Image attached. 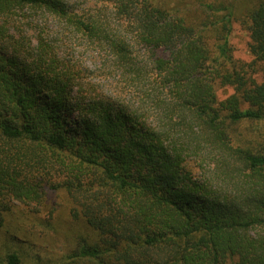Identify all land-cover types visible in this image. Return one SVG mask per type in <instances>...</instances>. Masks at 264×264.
Masks as SVG:
<instances>
[{"label": "trees", "instance_id": "1", "mask_svg": "<svg viewBox=\"0 0 264 264\" xmlns=\"http://www.w3.org/2000/svg\"><path fill=\"white\" fill-rule=\"evenodd\" d=\"M261 120L264 0H0V264H264Z\"/></svg>", "mask_w": 264, "mask_h": 264}, {"label": "rangeland", "instance_id": "2", "mask_svg": "<svg viewBox=\"0 0 264 264\" xmlns=\"http://www.w3.org/2000/svg\"><path fill=\"white\" fill-rule=\"evenodd\" d=\"M211 1V0H208ZM229 2L231 0H225ZM176 2L187 3L189 0H176ZM191 5L187 7H191ZM192 10V9H191ZM229 42L233 49V54L235 58L240 59L245 62H249L251 60V56L247 49L248 43V33L245 28L241 25L239 20H235L232 24V30L229 36ZM81 51V52H80ZM82 53V56L90 63L93 60L92 55L89 52H85L82 49L79 50ZM233 89L231 87L220 88L218 89V97L223 99L231 94ZM235 134L243 135L242 137L247 139L250 142V146L262 147L264 146V120L259 121H244L236 125ZM255 147V148H257ZM22 228V227H21ZM33 233H29L25 228L19 231V235L26 239V242H31L35 246V248H39L45 256L53 257L59 256L62 251H65L70 248V237L66 234L64 236L63 229H59L61 231L59 233H54L49 229V233L45 235L44 229H41L39 226H32ZM47 236V237H46ZM5 242V239L0 235V245Z\"/></svg>", "mask_w": 264, "mask_h": 264}]
</instances>
